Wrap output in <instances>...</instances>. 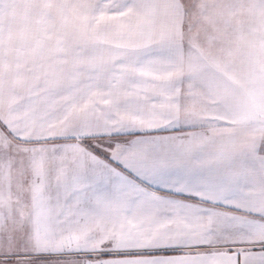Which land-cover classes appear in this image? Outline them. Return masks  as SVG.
I'll return each instance as SVG.
<instances>
[{"label": "snow or ice", "instance_id": "1", "mask_svg": "<svg viewBox=\"0 0 264 264\" xmlns=\"http://www.w3.org/2000/svg\"><path fill=\"white\" fill-rule=\"evenodd\" d=\"M0 264H264V0H0Z\"/></svg>", "mask_w": 264, "mask_h": 264}]
</instances>
